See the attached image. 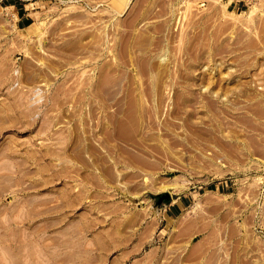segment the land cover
<instances>
[{
  "label": "rangeland",
  "instance_id": "1",
  "mask_svg": "<svg viewBox=\"0 0 264 264\" xmlns=\"http://www.w3.org/2000/svg\"><path fill=\"white\" fill-rule=\"evenodd\" d=\"M0 264H264V0H0Z\"/></svg>",
  "mask_w": 264,
  "mask_h": 264
},
{
  "label": "crops",
  "instance_id": "2",
  "mask_svg": "<svg viewBox=\"0 0 264 264\" xmlns=\"http://www.w3.org/2000/svg\"><path fill=\"white\" fill-rule=\"evenodd\" d=\"M19 20H20L21 22H24L25 20H27V18L23 15V16L20 17Z\"/></svg>",
  "mask_w": 264,
  "mask_h": 264
}]
</instances>
